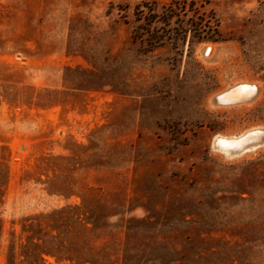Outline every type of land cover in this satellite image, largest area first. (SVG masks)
Wrapping results in <instances>:
<instances>
[{
  "label": "rangeland",
  "instance_id": "rangeland-1",
  "mask_svg": "<svg viewBox=\"0 0 264 264\" xmlns=\"http://www.w3.org/2000/svg\"><path fill=\"white\" fill-rule=\"evenodd\" d=\"M259 123L264 0H0V264H264Z\"/></svg>",
  "mask_w": 264,
  "mask_h": 264
},
{
  "label": "bare ground",
  "instance_id": "bare-ground-1",
  "mask_svg": "<svg viewBox=\"0 0 264 264\" xmlns=\"http://www.w3.org/2000/svg\"><path fill=\"white\" fill-rule=\"evenodd\" d=\"M227 51V45H221L217 47L215 43L214 45L212 43L204 45L201 49V54L204 59H206L207 61H211L217 55L219 56V54H225ZM255 80L258 81L257 79ZM256 81H250L249 79L243 80L242 77L240 79H229L228 83H226L227 85L225 88L222 87V90L216 92L215 94H212L213 96H211L208 100V103L210 105L209 107H213L215 109L216 107L218 109L219 107L220 109L222 107L225 109L237 110L252 104L255 98H258V95L260 96V91H262V87L259 86L260 83L258 84ZM249 108L246 110H249ZM221 139H226L235 146L224 148L219 143ZM262 147H264V124L262 123L253 124L246 128L244 127L243 129L235 132L217 133L211 141V150L213 152H218L220 154L219 156H221L225 160L239 159L243 156L255 153V151L259 150Z\"/></svg>",
  "mask_w": 264,
  "mask_h": 264
},
{
  "label": "snow or ice",
  "instance_id": "snow-or-ice-1",
  "mask_svg": "<svg viewBox=\"0 0 264 264\" xmlns=\"http://www.w3.org/2000/svg\"><path fill=\"white\" fill-rule=\"evenodd\" d=\"M219 143H220V145L222 146V147H224V148H227V147H234L235 145L234 144H232V143H230L228 140H226V139H221L220 141H219Z\"/></svg>",
  "mask_w": 264,
  "mask_h": 264
}]
</instances>
